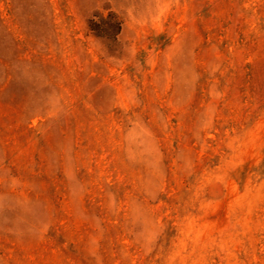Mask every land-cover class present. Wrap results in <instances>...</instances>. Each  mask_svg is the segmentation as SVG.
I'll use <instances>...</instances> for the list:
<instances>
[{"label":"rangeland","instance_id":"1","mask_svg":"<svg viewBox=\"0 0 264 264\" xmlns=\"http://www.w3.org/2000/svg\"><path fill=\"white\" fill-rule=\"evenodd\" d=\"M0 264H264V0H0Z\"/></svg>","mask_w":264,"mask_h":264}]
</instances>
